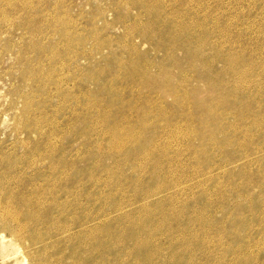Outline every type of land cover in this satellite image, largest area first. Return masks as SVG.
I'll return each instance as SVG.
<instances>
[{
  "label": "rangeland",
  "instance_id": "1",
  "mask_svg": "<svg viewBox=\"0 0 264 264\" xmlns=\"http://www.w3.org/2000/svg\"><path fill=\"white\" fill-rule=\"evenodd\" d=\"M0 2V264H264V0Z\"/></svg>",
  "mask_w": 264,
  "mask_h": 264
},
{
  "label": "bare ground",
  "instance_id": "2",
  "mask_svg": "<svg viewBox=\"0 0 264 264\" xmlns=\"http://www.w3.org/2000/svg\"><path fill=\"white\" fill-rule=\"evenodd\" d=\"M9 1H10V0H9ZM11 2L13 3V1H11ZM0 3H1V2H0ZM15 3H16V2H15ZM25 3H26V2H25ZM6 4L8 5V3H6ZM6 4H5V5H6ZM26 4H27V3H26ZM5 5H4V6H5ZM1 6H2V4H1ZM12 6L14 7V5H12ZM24 6H25V5H24ZM29 6H30V5H29ZM121 6H122V5H121ZM8 8H9V7H8ZM25 8H26V7H25ZM1 9H3V7H1ZM11 9H12V8H11ZM30 9H32V8H30ZM30 9H29V10H30ZM0 11H1V10H0ZM32 11H33V10H32ZM1 12L3 13V11H1ZM6 12H7V11H6ZM14 12H15V11H14ZM36 12H37V11H36ZM0 14H1V13H0ZM1 15H2V14H1ZM32 16H33V15H32ZM34 16H35V15H34ZM66 16H67V15H66ZM11 20H12V19H11ZM54 21H55V19H54ZM54 21H53V22H54ZM61 22H62V21H61ZM61 22H60V23H61ZM68 24H69V23H68ZM22 26H23V25H22ZM66 27H67V26H66ZM63 28H64V27H63ZM12 29H13V28H12ZM28 29H29V27H28ZM66 30H67V29H66ZM58 35H59V34H58ZM34 36H35V35H34ZM49 37H50V36H49ZM71 39H72V38H71ZM74 43H75V42H74ZM77 46H78V45H77ZM41 48H42V47H41ZM49 48H50V47H49ZM3 53H4V52H3ZM143 67H144V66H143ZM136 68H137V67H136ZM139 69H140V67H139ZM134 71H136V69H134ZM40 74H41V73H40ZM139 74H140V73H139ZM139 74H138V75H139ZM41 76H42V75H41ZM41 76H39V77H41ZM136 76H137V75H136ZM36 77H37V76H36ZM42 77H43V76H42ZM130 77H131V76H130ZM243 77H244V76H243ZM92 78H93V77H92ZM133 78H134V77H133ZM40 79H41V78H40ZM128 79H129V78H128ZM128 79H127V81H128ZM131 79H132V78H131ZM132 80H133V79H132ZM133 82H134V81H133ZM248 82H249V81H248ZM105 83H106V82H105ZM82 88H83V87H82ZM111 88H112V87H111ZM141 89H142V87H141ZM141 91H142V90H141ZM134 93H136V92H134ZM153 104H154V103H153ZM157 104H158V103H157ZM150 105H151V103H150ZM154 106H155V105H154ZM152 107H153V106H152ZM158 107H159V106H158ZM158 107H157V108H158ZM157 108H156V109H157ZM152 110H153V109H152ZM152 110H151V111H152ZM163 110H164V109H163ZM159 111H161V110L159 109ZM151 114H152V113H151ZM151 114H150V115H151ZM158 114H159V113H158ZM154 115H155V114H154ZM156 115H157V114H156ZM157 116H159V115H157ZM213 116H214V115H213ZM215 116H216V115H215ZM96 126H97V125H96ZM119 132H120V130H119ZM121 135H122V134H121ZM105 136H106V135H105ZM117 136H119V135H117ZM113 137H114V136H113ZM118 138H119V137H118ZM118 138H117V139H118ZM112 141H113V140H112ZM146 141H148V140H146ZM149 142H150V141H149ZM112 143H113V142H112ZM147 143H148V142H147ZM50 144H51V143H50ZM121 145H122V144H121ZM123 145H124V144H123ZM142 145H143V144H142ZM159 145H160V144H159ZM49 147H50V146H49ZM49 147H48V148H49ZM110 147H111V146H110ZM113 147H114V146H113ZM119 147H120V146H119ZM129 147H130V146H129ZM115 148H116V147H115ZM124 148H125V147H124ZM39 149H40V148H39ZM46 149H47V148H46ZM46 149H45V150H46ZM116 149H117V148H116ZM126 149H128V147H127ZM40 150H41V149H40ZM54 150H55V149H54ZM111 150H112V149H111ZM43 152H44V151H43ZM45 154H47V153H45ZM112 154H114V153H112ZM115 154H116V153H115ZM117 154H118V153H117ZM121 154H122V153H121ZM38 155H39V154H38ZM38 155H37V156H38ZM40 155H41V154H40ZM43 155H44V154H43ZM51 155H52V154H51ZM46 156H48V155H46ZM44 157H45V156H44ZM112 157H113V156H112ZM53 158H54V157H53ZM38 159H39V158H38ZM41 159H42V158H41ZM47 159H51V158L49 157V158H47ZM50 161H52V160H50ZM28 163H29V162H28ZM38 163H39V162H38ZM65 163H66V162H65ZM8 164H9V167H8L9 171H13V170H15V169L17 168L16 165H18V164H16V165H15V164H12V163H10V162H8ZM29 164H30V163H29ZM34 164H35V163H34ZM68 164H69V162H68ZM28 166H30V165H28ZM31 166H32V165H31ZM67 166H68V165H67ZM68 167H69V166H68ZM92 167H93V166H92ZM26 168H28V167L26 166ZM30 168H31V169L36 168L34 176L37 174V177H41L40 175H41L43 172H42V170L39 168V165L36 164L35 166L30 167ZM66 168H67V167H66ZM24 169H25V167H24ZM49 169H50V171L53 170L52 167H50ZM92 169H93V168H92ZM61 170L63 171V169H61ZM65 170H66V169H65ZM25 171H26V170H25ZM27 171H28V170H27ZM32 171H33V170H32ZM58 171H59V170H58ZM62 171H61V172H62ZM74 171H75V170H73V172H74ZM56 172H57V170L54 169L53 172H52V174H55ZM91 172H92V171H91ZM93 172H94V171H93ZM65 173H66V172H65ZM24 174H26V173H24ZM46 174H47V173H46ZM72 174H74V173H72ZM29 176H31V175H29ZM29 176H28V177H29ZM64 176H65V175H64ZM51 177H52V176H51ZM69 177H70V176H69ZM32 178H33V177H32ZM76 178H77V177H76ZM70 179H71L72 181L75 180L74 178H70ZM70 179H69V180H70ZM35 180H36V179H35ZM52 180H53V179H51L50 181H52ZM76 180H77V179H76ZM7 181H8V180H7ZM7 181H5V182H7ZM42 181H43V180H42ZM50 181H49V182H50ZM63 182H64V181H63ZM67 182H68V180H67ZM32 183H33V182H32ZM34 183H35V182H34ZM59 183H60V182H58V184H59ZM27 184H28V183H27ZM38 184H39V183H38ZM58 184H57V185H58ZM61 184H62V183H61ZM70 184H71V183H70ZM4 185H5V184H4ZM29 185H30V184H29ZM50 185H51V184H50ZM34 186H35V185H34ZM47 186H49V185H47ZM51 186H52V185H51ZM51 186H50V187H51ZM66 186H67V185H66ZM3 187H4V186H3ZM23 187H24V186H23ZM39 187H41V186H39ZM54 187H55V186H54ZM69 187H70V186H69ZM4 188H5V187H4ZM31 188H32V186H31ZM34 188H35V187H34ZM47 188H48V187H47ZM59 188H60V187H59ZM109 188H110V187H109ZM2 189H3V188H2ZM53 189H54V188H53ZM81 189H82V188H81ZM5 190H6V188H5ZM38 190H39V189H38ZM42 190H43V189H42ZM50 190H51V189H50ZM56 190H57V189H56ZM59 190H60V189H59ZM36 191H37V189H36ZM39 191H40V190H39ZM52 191H53V190H52ZM54 191H55V190H54ZM69 191H70V190H69ZM66 192H67V190L65 191V193H66ZM71 192H72V191H71ZM34 193H35V192H34ZM61 193H62V192H61ZM53 194H55V192H54ZM59 194H60V192H59ZM37 195H38V194H37ZM50 195H51V194H50ZM61 195H62V194H61ZM53 196H54V195H53ZM11 197H12V196H11ZM13 197H14V196H13ZM57 197H58V196H57ZM61 197H62V196H61ZM18 198H19V197H18ZM21 198H22V197H21ZM21 198H20V199H21ZM12 199H13V198H12ZM22 199H23V198H22ZM50 199H52V198H50ZM56 199H57V198H56ZM13 200H14V199H13ZM25 200H27V199H25ZM38 200H39V199H38ZM52 200H53V199H52ZM23 201H24V200H23ZM29 201H30V200H29ZM56 201H57V200H56ZM56 201L54 200V202H56ZM21 202H22V201H21ZM36 202H37V201H36ZM39 202H40V201H39ZM43 202H44V201H43ZM19 203H20V202H19ZM17 204H18V203H17ZM37 204H38V203H37ZM37 204H36V205H37ZM19 205H20V204H19ZM44 205H45V204H44ZM44 205H43V206H44ZM49 205H50V203H49ZM53 205H55L56 209H60V206H62V207L64 208V205H62V204H61V205L53 204ZM22 206H23V205H22ZM26 206H27V205H26ZM26 206H25V207H26ZM41 206H42V205H41ZM41 206H40V207H41ZM43 206H42V207H43ZM35 207H36V206H35ZM20 208H21V207H20ZM38 208H39V207H38ZM51 208H52V207H51ZM56 209H55V210H56ZM27 210H28V209H27ZM29 210H30V209H29ZM44 210L46 211L47 209H44ZM53 210H54V209H52L51 211L53 212ZM55 210H54V211H55ZM21 211H22V210H21ZM25 211H26V210H25ZM30 211H31V210H30ZM30 211H29V212H30ZM22 212H23V211H22ZM38 212H39V211H38ZM5 213H6V212H5ZM17 213H18V212H17ZM46 213H48V212H46ZM28 214H29V213H28ZM48 216H49V215H48ZM3 217H4V216H3ZM8 217H10V216H8ZM35 217H37V218H35ZM38 218H40V216H35V215H33V214H32V215L30 214V215H27V216L24 217V214H23V215H18V216L16 217V220H17V221L30 220V221L38 222V221L41 220V219H38ZM5 219H6V218H5ZM5 219H4V220H5ZM7 219H8V218H7ZM14 219H15V218H14ZM87 220H88V219H87ZM27 223H28V222H27ZM31 223H32V222H31ZM8 225H9V224H8ZM10 225H11V224H10ZM30 225H32V224H30ZM34 225H35V224H34ZM11 226H12V225H11ZM5 227H6V226H5ZM8 227H9V226H8ZM8 227H6V228H8ZM12 227H13V226H12ZM32 227H34V226H32ZM3 228H4V227H3ZM28 228H29V227H28ZM26 229H27V228H26ZM112 229H113V227H112ZM112 229H111V230H112ZM114 229H115V228H114ZM34 231H35V229H34ZM61 231H62V230H61ZM67 231H68V230H67ZM13 232H14V231H13ZM27 232H28V231H27ZM29 232H31V231H29ZM16 233H17V232H16ZM16 233H15V234H16ZM62 233H63V232H62ZM111 233H112V232H111ZM113 233H114V232H113ZM108 234H109V233H108ZM30 235H31V234H30ZM40 235H41V234H40ZM110 235H111V234H110ZM17 236H18V235H17ZM17 236H16V237H17ZM27 236H28V234H27ZM36 236H37V234H36ZM36 236H35V237H36ZM42 236H43V235H42ZM42 236H41V237H42ZM58 236H59V235H58ZM25 237H26V236H25ZM29 237H30V236H29ZM27 238H28V237H27ZM30 238H31V237H30ZM36 238H37V237H36ZM38 238H39V236H38ZM42 238H43V237H42ZM17 240H18V239H17ZM25 240H27V239H25ZM29 240H30V239H29ZM19 242H20V241H19ZM36 242H37V241H36ZM33 243H34V242H33ZM35 245H36V244H35ZM31 246H32V245H31ZM44 260H45V259H44ZM48 260H50V259H48Z\"/></svg>",
  "mask_w": 264,
  "mask_h": 264
}]
</instances>
